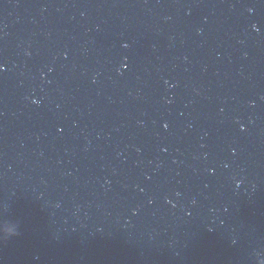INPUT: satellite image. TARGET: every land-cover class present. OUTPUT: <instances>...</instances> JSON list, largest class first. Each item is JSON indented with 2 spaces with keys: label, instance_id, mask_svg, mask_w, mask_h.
Instances as JSON below:
<instances>
[{
  "label": "water",
  "instance_id": "1",
  "mask_svg": "<svg viewBox=\"0 0 264 264\" xmlns=\"http://www.w3.org/2000/svg\"><path fill=\"white\" fill-rule=\"evenodd\" d=\"M0 264H264V0H25Z\"/></svg>",
  "mask_w": 264,
  "mask_h": 264
}]
</instances>
